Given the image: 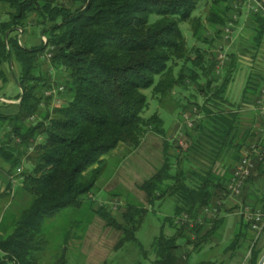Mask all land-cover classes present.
<instances>
[{
    "label": "trees",
    "instance_id": "obj_1",
    "mask_svg": "<svg viewBox=\"0 0 264 264\" xmlns=\"http://www.w3.org/2000/svg\"><path fill=\"white\" fill-rule=\"evenodd\" d=\"M63 1L0 0L12 10L7 20H0V80L8 82L5 65L17 61L22 66L18 84L23 92L16 115L0 113V134L6 128L7 136L0 143V156L11 164V170L24 165L25 160L32 166L21 172L22 184L18 189L29 196L28 202L8 224V211L2 205L13 194L12 183L0 193V217L7 227H0V264H40L33 252L44 248L45 239L40 235L44 221L63 209L83 206V197L91 193L102 175L104 156L123 143L137 149L149 131L165 137L161 115L157 112L148 118L142 115L149 105L144 90L153 87L154 94L162 99L183 87L186 84L183 68L177 76L174 72L181 60L192 62L188 81L206 92V99L213 106L200 107L206 115L197 124L200 133L193 141L195 151L205 152L207 161L199 162V170H187L177 155L170 154L171 143L165 139L163 165L139 187L150 205L168 196L178 201L175 215L165 217L160 234L155 237L156 260L152 264H188L183 253L178 254L179 240L185 239L186 244H193V250L198 251L224 221L219 216L222 205L216 216L205 215L203 222L197 221L205 207L217 205L229 194L233 171L228 169L220 176L214 166L231 150L236 160L240 158L241 148L253 136L251 129L239 136V112L225 97L238 58L230 55L229 72L219 83L214 77L218 60L205 58L200 48L189 50L181 23L195 21L194 36L207 40L203 33L206 24L194 17L203 0ZM227 1L214 0L216 10L208 16V23L221 28L227 23ZM33 15L42 20L48 42L28 48L20 43L16 30ZM254 16L255 40L261 45L264 16ZM221 33L219 29L217 37ZM49 46L53 47V54L48 69L67 75L64 91H70L72 97L65 106L50 107L53 96L44 97V89L50 88L53 81L43 77L38 61ZM202 76L204 84L200 82ZM31 117L35 119L28 122ZM193 158L198 160L195 154H186L187 160ZM257 169L264 177L262 161ZM148 212L143 203H128L120 220L104 206L96 210L107 225L123 232L119 245L133 242L142 250L137 234ZM184 214L195 222L192 227L189 221L176 224ZM166 225L175 229L173 234L167 235ZM241 226L243 229L227 249L236 248L246 234L244 229L251 225L245 222ZM204 254L209 259H200L196 264H216L217 257L210 252ZM250 254V264H257L262 257V251L255 247ZM56 261L67 263L65 255Z\"/></svg>",
    "mask_w": 264,
    "mask_h": 264
},
{
    "label": "rangeland",
    "instance_id": "obj_2",
    "mask_svg": "<svg viewBox=\"0 0 264 264\" xmlns=\"http://www.w3.org/2000/svg\"><path fill=\"white\" fill-rule=\"evenodd\" d=\"M63 3H66L64 0ZM216 4L214 0H203L198 7V10L194 13V17L201 18L202 22L206 24L204 26V32L207 36V40H201L194 36L195 21H185L181 23V29L189 45V50L193 52V48H200L204 51V57L210 58L216 57V49L219 40L222 36L217 39H213L217 35L219 28L214 27L213 24L208 23V16L213 10H216ZM11 9L8 5L0 2V20H7L9 18V11ZM229 10L226 12L228 13ZM239 11L236 13L239 15ZM256 15L258 13H252ZM227 21L229 16H227ZM232 17V13L230 18ZM44 24L42 20H39L34 15L30 17L25 26H22L16 30L18 35L20 29L24 33L23 42L27 47H34L35 45L43 44V37H47L43 34ZM223 34V30H222ZM234 37V35H233ZM213 39V41H212ZM219 39V40H218ZM218 40V41H217ZM217 41V43H215ZM215 43V44H214ZM49 48L40 56L38 63H40V70L44 71V76L47 79L53 81V85H65L67 75L65 72L54 70L53 68L48 69L49 61L46 60L45 55L49 52ZM47 52V53H46ZM226 52L228 51L226 47ZM193 53L190 54L193 57ZM229 55V54H228ZM239 56L237 55V58ZM231 59V57H230ZM228 62H225L220 73L216 71V75H220L217 82L223 80L228 74L227 66ZM256 60L252 57L249 58H238V65L242 66L241 71H234L230 75L231 82L227 95L230 98L241 95L243 89L247 85L248 78L252 70H259L257 67ZM264 62V60H263ZM192 62L178 61L174 67L175 75L180 74V70L183 68V72L186 75V84L183 87H178L180 95H186L185 98H181L182 103L179 104L178 108L172 109L173 99L167 97L160 99L154 94L153 87L145 89L144 93L147 96L148 107L142 112V115L146 118L150 117L153 113H158L163 118L165 124L164 128L167 133L172 129L171 134H168V141L172 143V148L175 149L177 156L182 160L181 165L184 168L199 170V162L207 161V157L204 156L205 152L200 153L195 151L193 145L195 144L194 139L199 135L200 129L196 128L197 124L201 123L202 119L206 114L200 109L203 105L213 107L211 103H208L206 99V92L199 90L194 82H189L191 75ZM195 67V66H194ZM61 73V75H60ZM204 76L200 78L202 84L205 83ZM60 81V82H59ZM62 82V84H60ZM68 82V81H67ZM8 84L1 90L5 93L8 89ZM206 85H204L205 87ZM18 85L16 86V90ZM205 89H207L205 87ZM67 91L66 98L61 102H56L58 97H54V106L65 105L67 101L72 97L70 91ZM173 95V94H172ZM160 105V102H163ZM174 102V101H173ZM165 104H170L171 107ZM237 105V104H236ZM241 106V104L237 105ZM236 106V108H237ZM196 107V110L194 109ZM216 109V108H215ZM189 114L191 119L194 121L193 128H189L185 120V114ZM35 119V118H34ZM33 119L28 120V122ZM174 122H176L174 124ZM173 124V126H172ZM191 134V135H190ZM165 138L153 131H149L144 137L142 143L137 149L131 148L129 145L123 143L120 144L114 151L106 155L104 164L102 165L103 171L100 178L97 180L95 187L91 193L83 197V206L81 208H68L63 209L54 218H46L41 229V237L45 239V245L42 250L33 252L34 258L37 259L40 264H56L57 258L65 255L67 261L66 264H103L106 261L109 264H137L138 261H144V264H152L156 260V253L153 248V242L155 237L160 234L161 226L163 225L165 217L169 215H175L174 210L178 205V201L175 197H166L161 200H156L154 205H150L147 201L146 193L139 187V185L145 180L150 179L155 171L160 168L164 163V148ZM194 143V144H193ZM186 154L196 155L198 160L194 158L192 161L186 159ZM231 155L228 156L227 163L231 162ZM4 160V159H3ZM6 161V160H5ZM11 165V164H10ZM31 163L25 160L24 165H21L22 172H25L27 168H31ZM215 170L223 172L225 165L216 164ZM15 171V170H14ZM13 173V172H11ZM16 178H22L21 173H17ZM21 182L17 184L21 186ZM19 187H12V196H9L3 201L2 207L7 212V224L13 222V218L25 208L28 202L29 196L22 195L19 193ZM231 197L230 195L228 196ZM229 198L225 197L223 200L229 202ZM128 203L140 204L143 203L148 208L147 217L140 227L138 232V238L143 244L144 250H142L137 244L133 242H127L125 245H119V240L123 236V232L118 230L114 226L107 225L105 219L101 217L96 210L104 206L107 211L122 220V212L126 210ZM4 221L0 217V224ZM2 225L7 229V227ZM167 235L173 234L175 229L171 225L165 226ZM4 231V228L3 230ZM211 245L213 248L208 252L218 254L217 256L222 257L226 252V248L233 241H221L217 236L210 238ZM179 243L180 253H183L184 260H187L190 264H196L200 259H209L208 255L204 253V250L192 251V248H187L185 239H180ZM218 243V244H217ZM221 243V244H220ZM193 245V244H192ZM210 245L206 246L209 247ZM262 253L264 254V245L262 246ZM66 249V250H65ZM226 249V250H225ZM65 253V254H64ZM189 253V254H188ZM222 253V255H220ZM187 256L189 259H187ZM211 259V258H210ZM218 262V261H217ZM242 264H245L246 260L243 259Z\"/></svg>",
    "mask_w": 264,
    "mask_h": 264
},
{
    "label": "crops",
    "instance_id": "obj_3",
    "mask_svg": "<svg viewBox=\"0 0 264 264\" xmlns=\"http://www.w3.org/2000/svg\"><path fill=\"white\" fill-rule=\"evenodd\" d=\"M233 1L234 0H228L226 3V5H228L229 11L227 13V16H229V18L231 16V13L233 15V11H232ZM2 3L5 5H8L4 2ZM8 7L10 6L8 5ZM221 8L223 9L224 6L221 5ZM11 11L12 10H10L9 13ZM235 27L236 28L234 32V37L232 41L226 45L228 51L231 52V53H227V56H229V59H230L231 57L230 55H236V56L238 55L242 59L243 57L249 58V55H250V57H252L253 59L254 58L258 59L256 60V63L258 65L257 68L259 70L257 69L252 70L250 77L248 78V81L246 83L247 85L243 89V92L241 93V95L235 96V98L238 97L237 99L230 98L229 95H227L229 87H228L225 97L229 99L230 103H232L231 107L233 109H236L237 112H239V122L237 123V127L239 129L238 130L239 136L240 137L244 136L245 132H247L250 129L252 130L253 136H250L247 139L248 144L244 145L241 148L240 153H239V155H241L240 158L236 160L234 158V151L231 150L230 152H228L227 154L223 156L222 160L216 163L218 165L221 164L222 166L225 165V168H223V172L216 170V172L220 174V176H223L227 172L228 169H231V171H233L232 173H234L235 171L234 168L237 165V162L242 158L245 151L249 149L253 143L257 142L262 147H264V118L261 115L260 107L258 105V101L262 99L261 96H262V90L264 87V62H263L264 60V37L262 39L261 45H258L257 41L255 40V35L257 33L256 19H255V16L251 13V11L246 5H243L240 8V12L237 17ZM217 28L222 29L221 26H218ZM22 35H24V33L19 34V41L20 43L24 45V42L22 40L23 38ZM221 36H222V33H221ZM218 37L217 35H215L213 39L215 40ZM221 40L222 39H220L219 41ZM217 41L215 43H217ZM35 46H39V45H35ZM34 47H28V48H34ZM230 63L231 62H229L228 65ZM241 68L242 66H239L237 64L234 70L235 71L239 70L241 71L240 73H243ZM5 71H6L7 78L9 80L7 83H3V81L0 80V113L8 115V116L16 115L20 111L19 104H20L21 98H19V96L22 95L23 93L22 89L20 88V85L18 84V77L21 74L22 66L17 61L12 60L10 63H7L5 65ZM43 74H44V71H43ZM214 77L216 79H219L220 75H215ZM7 84L9 85L8 89L6 90L5 93H2L1 90ZM60 84H62V82ZM17 85H18V88L16 90L15 88ZM179 92H180L179 89L178 90L175 89L172 92L173 95L170 94L166 96L167 99L172 97L171 99H173L174 101L173 102L172 100H170L172 102V109L178 108L179 104L183 102L181 98L186 97V95L181 96ZM66 96H67V91H64V93L63 92L60 93L59 97L57 96L58 98L55 100H57L56 102L61 103L66 98ZM164 99H163V102H160L161 106L163 105L165 101ZM54 102L55 101L52 100L50 107H53L52 105L54 104ZM236 104L237 105L241 104V106L239 107ZM165 105L168 107H171L170 104H165ZM60 106H63V105H60ZM175 123L176 122H174V124ZM171 131L172 129L167 133V130H166V135L164 137L165 139L167 140L169 139V137L167 138L166 136H169L168 134H171ZM0 136H1L0 143H2V141L5 140V138H7L6 128L3 129ZM172 146L173 145L171 143L169 152L171 155L175 156L177 154H176L175 149L172 148ZM32 151H33V145L30 147L29 154ZM230 155L232 158L231 162L227 163L226 161L228 160V156ZM3 159L4 158L0 156V193H2L10 183H12L14 187V191H15L16 190L15 188L19 187L17 184H19V182L22 181V178H19V179L16 178L17 174L14 172L18 173V169L21 166L18 167L17 169H14L15 171L11 170V165ZM104 159H106V156H104ZM259 162L261 161L256 160V165L254 167L255 169L252 172L251 180L247 182V185L245 189L243 190L242 194L239 195L238 197H234V196H231L229 193L228 195L225 196L227 198H229L228 197L229 195L231 196L229 198V202H225V200H222V209H221V213L219 214V216L224 217V221L221 225L222 227L219 230H217L212 236H217L221 241L222 240L225 242L232 241L234 236L241 229H243V227L241 226L242 224H244L245 222H248L249 225H251L248 219V213L249 212L253 213V210H257L259 208L264 207V177L262 176L261 171L257 169V164ZM244 232H246V234H244V236L240 238L239 245L234 249L226 248L227 250L225 249L226 252L224 253V256L219 258V256H217L218 254L211 253L212 255H214V257H217L216 264H242L243 259L246 260L245 264H250L249 261L251 257V254H250L251 250L254 247L255 249H258L261 251L263 250L262 246L264 245V229L260 233H257L252 228V225H251L245 228ZM210 238L207 240V242L203 243V245L201 246V249L198 250L200 251V253L203 252L204 250H206L208 253V250L210 251L213 248L214 245L213 244L211 245ZM208 245L210 246L206 247ZM189 247L192 248V251H195L193 250L194 245L187 244V248ZM178 254H181L180 249L178 251ZM220 255H222V253H220ZM263 255L264 254L262 253V256ZM188 264L190 263L188 262Z\"/></svg>",
    "mask_w": 264,
    "mask_h": 264
},
{
    "label": "built area",
    "instance_id": "obj_4",
    "mask_svg": "<svg viewBox=\"0 0 264 264\" xmlns=\"http://www.w3.org/2000/svg\"><path fill=\"white\" fill-rule=\"evenodd\" d=\"M246 5L251 13H258L264 16V0H234L232 3V11L233 15L227 23L222 26L223 34H222V40L219 41L216 49V57L218 58V64L216 66V71L220 73V69L224 65L225 62L229 60V56H227L226 52V45L232 41L233 35L235 32V24L238 17V14L236 13L239 11L241 6ZM22 29H20V33H22ZM19 33V34H20ZM43 42L47 44L48 38L43 37ZM52 46H49V52L45 55V58L47 61H49L52 57ZM64 85H53L50 86V88L44 89V97H50L53 96L57 97L59 93L64 92ZM262 99L258 101V105L260 107L261 115L264 118V87L262 90ZM196 110V107L194 108ZM185 114V113H184ZM185 120L188 124L189 128H193L194 121L191 119V116L189 114H185ZM31 119H34V117H31ZM20 141V139H18ZM256 160L262 161L264 163V147H262L259 143H253L249 149L245 151L242 158L237 162V165L235 166V171L232 175V178L229 181L228 190L231 196L238 197L242 194L243 190L245 189L247 185V180L251 177L253 170L255 169ZM22 172V168L20 167L18 169V173ZM217 205L211 206V207H205L203 214H201L197 221L203 222L204 216L207 215V217L211 218L217 215L219 213V207L222 205V201H217ZM248 219L252 225V228L257 232L260 233L264 229V207L259 208L257 210H253V213H248ZM183 221H189L190 226L192 227L194 225V221L190 218L188 214H184L180 220H176V224L181 225Z\"/></svg>",
    "mask_w": 264,
    "mask_h": 264
},
{
    "label": "water",
    "instance_id": "obj_5",
    "mask_svg": "<svg viewBox=\"0 0 264 264\" xmlns=\"http://www.w3.org/2000/svg\"><path fill=\"white\" fill-rule=\"evenodd\" d=\"M257 264H264V255L260 258Z\"/></svg>",
    "mask_w": 264,
    "mask_h": 264
}]
</instances>
